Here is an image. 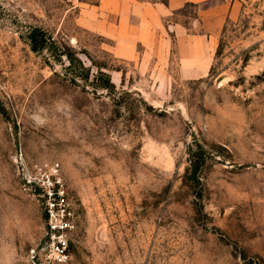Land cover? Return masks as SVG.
Segmentation results:
<instances>
[{
  "label": "rangeland",
  "instance_id": "rangeland-1",
  "mask_svg": "<svg viewBox=\"0 0 264 264\" xmlns=\"http://www.w3.org/2000/svg\"><path fill=\"white\" fill-rule=\"evenodd\" d=\"M134 1L166 59L128 0H0V264H264V0Z\"/></svg>",
  "mask_w": 264,
  "mask_h": 264
},
{
  "label": "crops",
  "instance_id": "crops-1",
  "mask_svg": "<svg viewBox=\"0 0 264 264\" xmlns=\"http://www.w3.org/2000/svg\"><path fill=\"white\" fill-rule=\"evenodd\" d=\"M167 9L161 5L140 3L128 0V59H135L138 47L144 51L141 55L142 64L149 61L151 56L158 55L167 58V50H160L163 41L160 40L159 29L162 18L167 14ZM164 45L167 40L164 39ZM169 58V57H168Z\"/></svg>",
  "mask_w": 264,
  "mask_h": 264
},
{
  "label": "built area",
  "instance_id": "built-area-1",
  "mask_svg": "<svg viewBox=\"0 0 264 264\" xmlns=\"http://www.w3.org/2000/svg\"><path fill=\"white\" fill-rule=\"evenodd\" d=\"M29 182H31V180H29ZM50 195H52L53 193L50 191L49 192ZM54 195L55 200H59V196L57 195V191H54ZM61 202V200H59ZM56 204H58L57 201H54ZM48 213H49V218H50V225L52 227V232H54L53 236H54V240L56 239V241H54L55 243H53L51 245V249L54 251L55 255H56V260L59 263H67L70 255L68 253V243L66 240V237L63 235L64 230L68 227H70L71 225L67 222V227H60V226H55L54 221L57 219L56 218V213H55V209H54V205H52V203L50 204L49 208H48Z\"/></svg>",
  "mask_w": 264,
  "mask_h": 264
},
{
  "label": "trees",
  "instance_id": "trees-1",
  "mask_svg": "<svg viewBox=\"0 0 264 264\" xmlns=\"http://www.w3.org/2000/svg\"><path fill=\"white\" fill-rule=\"evenodd\" d=\"M224 33H225V28H224ZM30 37H31V39H32V41H34V42H39V39L41 38L42 40H43V42H45L43 45H45V46H47V42L49 41V40H51V37H49V36H47V35H45L44 34V32L42 31V30H39V29H35L34 31H32L31 33H30ZM42 44L40 45V47L41 48H44V46H43ZM37 46V45H36ZM34 48H36V47H34ZM108 84H109V87L110 86H112V85H110V82H107V86H108ZM199 164H197V163H195V162H192V171H193V176L194 177H192V178H194V179H196V177H197V171L199 170Z\"/></svg>",
  "mask_w": 264,
  "mask_h": 264
}]
</instances>
